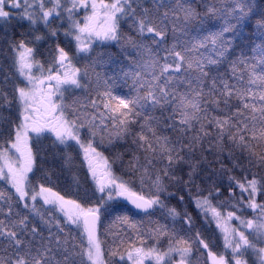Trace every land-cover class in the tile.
I'll use <instances>...</instances> for the list:
<instances>
[{"label": "snow or ice", "instance_id": "6c2138e0", "mask_svg": "<svg viewBox=\"0 0 264 264\" xmlns=\"http://www.w3.org/2000/svg\"><path fill=\"white\" fill-rule=\"evenodd\" d=\"M0 264H264V0H0Z\"/></svg>", "mask_w": 264, "mask_h": 264}]
</instances>
